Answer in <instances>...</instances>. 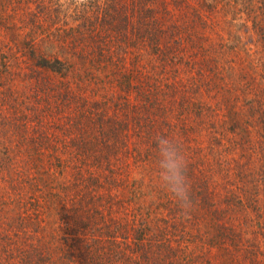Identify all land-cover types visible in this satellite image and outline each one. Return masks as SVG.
Listing matches in <instances>:
<instances>
[{"label":"rangeland","instance_id":"374dc122","mask_svg":"<svg viewBox=\"0 0 264 264\" xmlns=\"http://www.w3.org/2000/svg\"><path fill=\"white\" fill-rule=\"evenodd\" d=\"M120 1L0 0V264H264V0Z\"/></svg>","mask_w":264,"mask_h":264},{"label":"clouds","instance_id":"9594fccd","mask_svg":"<svg viewBox=\"0 0 264 264\" xmlns=\"http://www.w3.org/2000/svg\"><path fill=\"white\" fill-rule=\"evenodd\" d=\"M157 182L177 203L181 215L192 213L195 203L191 197L192 184L188 171V162L179 142L166 135L155 137Z\"/></svg>","mask_w":264,"mask_h":264},{"label":"trees","instance_id":"16d2710c","mask_svg":"<svg viewBox=\"0 0 264 264\" xmlns=\"http://www.w3.org/2000/svg\"><path fill=\"white\" fill-rule=\"evenodd\" d=\"M93 2V1H92ZM113 2H116V3H122L120 0H107L106 4L107 3H113ZM116 14V13H114ZM119 14V13H118ZM118 14L116 15H104L102 16L103 20H104V23H105V28H100V30H102L103 32H105L104 34V37H99L98 35L95 36V38H91V36H89V38H87V35H86V30L84 32H81L80 33V36L76 37V36H72L70 37V40H71V43L73 44H77L78 45H84V43H87V42H90L91 44V41L94 42V40L96 39V37H98V40L96 41L95 40V44L97 43H100V41L106 39V36L109 34V35H112L114 33V35H117V36H121L122 35V32H124L126 30V26H125V23H127V21L129 22V20H125L122 15L117 16ZM89 32V31H88ZM91 35V34H90ZM161 248V247H160ZM168 248V247H167Z\"/></svg>","mask_w":264,"mask_h":264}]
</instances>
